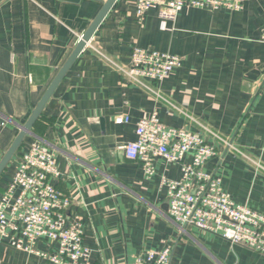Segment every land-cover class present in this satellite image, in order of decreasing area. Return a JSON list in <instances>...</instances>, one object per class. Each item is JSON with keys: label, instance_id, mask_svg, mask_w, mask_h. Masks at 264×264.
Returning a JSON list of instances; mask_svg holds the SVG:
<instances>
[{"label": "crops", "instance_id": "0c3cea01", "mask_svg": "<svg viewBox=\"0 0 264 264\" xmlns=\"http://www.w3.org/2000/svg\"><path fill=\"white\" fill-rule=\"evenodd\" d=\"M102 2L0 0V158ZM242 5L185 6L174 21L149 9L139 24L132 0H117L24 138L17 152L33 140L54 151L59 175L52 182L81 216L90 264H133L140 251L167 245L170 264H264V255L215 233L192 226L180 232L166 215L161 186L162 176L180 178L179 165L156 156L148 178L120 148L135 140L136 121L156 111L165 126L214 144L204 169L221 178L236 204L264 214V0ZM134 45L182 58L162 81H147L159 96L116 66L129 65ZM120 115L128 121L116 124ZM16 162L1 173L0 193ZM0 264L55 263L1 243Z\"/></svg>", "mask_w": 264, "mask_h": 264}, {"label": "built area", "instance_id": "2783aa9c", "mask_svg": "<svg viewBox=\"0 0 264 264\" xmlns=\"http://www.w3.org/2000/svg\"><path fill=\"white\" fill-rule=\"evenodd\" d=\"M134 16L141 24L149 9H156L161 21H174L185 6L210 10L243 8V0H132ZM264 43V25L259 33ZM129 65L116 64L131 83L148 92L159 93L147 81H162L181 65L182 58L169 52L134 45ZM128 121L117 116L115 123ZM213 134L212 132H210ZM217 141L222 138L212 135ZM226 142L225 140H222ZM228 146L232 145L226 142ZM19 152L16 169L0 193V244L39 255L55 264H90L92 249L83 244L81 216L71 209L72 198L63 194L52 179L59 175L52 149L38 140ZM126 159L138 162L145 177L153 175L154 158L178 164L179 179L162 176L167 194L166 215L185 232L192 226L209 231L231 244L244 245L264 255V214L244 204H236L221 186V178L204 169L216 154L215 145L198 133L165 126L153 111L135 123V140L122 143ZM53 244L50 251L36 247V242ZM171 247L140 251L133 264H170Z\"/></svg>", "mask_w": 264, "mask_h": 264}, {"label": "water", "instance_id": "95a60500", "mask_svg": "<svg viewBox=\"0 0 264 264\" xmlns=\"http://www.w3.org/2000/svg\"><path fill=\"white\" fill-rule=\"evenodd\" d=\"M71 2H78L79 0H68ZM117 0H103L100 9L97 15L89 24L90 26L81 34L79 39L77 40V44L75 47L69 51L67 57L65 58V62L60 67L56 75L53 77L54 79L50 82L47 89L42 94L40 100L36 103V105L30 111V115L26 119V121L19 126V131L16 134V137L8 146L9 148L4 152L2 157L0 158V175L9 165L8 163L13 159L16 155V152L20 148L24 138L27 134L31 133L32 126L36 122V120L42 114V110L49 98L52 96L54 90L58 86V84L64 79L66 71L71 67V65L75 62V59L82 52L85 46L89 43L90 39L96 32L99 27L101 21L105 18V16L111 11Z\"/></svg>", "mask_w": 264, "mask_h": 264}, {"label": "trees", "instance_id": "16d2710c", "mask_svg": "<svg viewBox=\"0 0 264 264\" xmlns=\"http://www.w3.org/2000/svg\"><path fill=\"white\" fill-rule=\"evenodd\" d=\"M18 154H19V152H16V155H15L14 157H17V156H18ZM14 157H13V158H14Z\"/></svg>", "mask_w": 264, "mask_h": 264}]
</instances>
